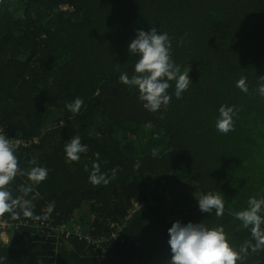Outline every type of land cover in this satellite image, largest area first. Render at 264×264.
<instances>
[{
    "label": "trees",
    "instance_id": "16d2710c",
    "mask_svg": "<svg viewBox=\"0 0 264 264\" xmlns=\"http://www.w3.org/2000/svg\"><path fill=\"white\" fill-rule=\"evenodd\" d=\"M150 27L168 32L192 83L157 112L119 80L133 74L129 41ZM261 76L264 0H0V127L19 141L22 169L35 160L49 170L26 197L47 220L1 216L23 222L0 239L3 264H167L176 220L222 225L237 247L251 241L236 213L264 197ZM241 77L248 93L236 87ZM77 97L84 103L73 114L66 104ZM221 105L238 109L226 135L215 127ZM74 135L88 151L69 161ZM94 163L108 184L89 182ZM30 183L17 175L9 188L20 196ZM208 191L225 196L222 217L199 210L195 196ZM83 204L81 234L92 241L58 238L52 227ZM242 264H264V251Z\"/></svg>",
    "mask_w": 264,
    "mask_h": 264
},
{
    "label": "clouds",
    "instance_id": "9594fccd",
    "mask_svg": "<svg viewBox=\"0 0 264 264\" xmlns=\"http://www.w3.org/2000/svg\"><path fill=\"white\" fill-rule=\"evenodd\" d=\"M127 48L129 55L136 57L133 74L129 76L127 72H122L119 75V80L129 88L138 90V98L148 111L157 112L162 105L171 103L173 94L177 99H180L192 85L189 66L181 70V65L173 58L172 39L167 31L161 32L157 27H150L147 31L138 29L129 41ZM173 81H175L174 93L169 91L173 86ZM236 87L242 92L248 93L247 78L238 79ZM256 91L260 97L264 98V76H261ZM83 103L84 101L77 97L73 102L66 104V109L73 114H78ZM237 112L238 109L235 106L221 105L215 121L216 130L225 135L233 131ZM18 146V142L13 143V139H9L4 133L3 127H0V216L9 213L14 219H18L22 213L26 218L37 221L47 220V214L43 216L34 214L32 199L26 197L32 193L33 185L47 179L49 170L39 166L35 160L30 161V164L33 165L30 169H22L16 153ZM64 151L69 161H78L80 154L86 153L88 147L81 142L80 136L74 135L64 145ZM136 167H139V162ZM17 175H26L31 182L28 185L20 186L22 193L20 196H14L9 188ZM114 176L115 170L112 173L113 178ZM88 179L94 186L106 185L110 182V178L101 172L99 163L93 164ZM221 193V191H208L200 193L198 197L195 196L199 210L210 215L214 213L216 217H222L225 196ZM53 209L54 203H50L48 213H51ZM236 219L242 223L244 228L250 229L251 233V241H246L239 247L230 242L222 225L209 227L201 222L173 221L167 229L171 252L167 264H242L250 252L264 251V197H250L247 208L238 211ZM20 223L23 224V222ZM37 227L44 228L47 227V224ZM62 227H64L63 231ZM52 228L58 238L74 234L83 236L88 242L92 241L88 235L81 234L82 226L79 220L74 217L72 221H63ZM75 228L78 231H75ZM67 232L69 234H66ZM2 241L6 243L8 240L6 238ZM0 264H3L2 257H0Z\"/></svg>",
    "mask_w": 264,
    "mask_h": 264
},
{
    "label": "built area",
    "instance_id": "2783aa9c",
    "mask_svg": "<svg viewBox=\"0 0 264 264\" xmlns=\"http://www.w3.org/2000/svg\"><path fill=\"white\" fill-rule=\"evenodd\" d=\"M9 139H13L11 137L8 136ZM19 143L18 140H15L13 139V143ZM21 224L20 222L17 224V223H14L12 220L8 219V218H4V217H1L0 216V238L3 237V235H6L10 229H12L13 227L17 226ZM61 230L63 231L64 230V227L61 228ZM75 231H78L77 228H75ZM66 234H69L68 232ZM113 237H115V234H113ZM3 239V238H2ZM5 240V239H3Z\"/></svg>",
    "mask_w": 264,
    "mask_h": 264
},
{
    "label": "rangeland",
    "instance_id": "374dc122",
    "mask_svg": "<svg viewBox=\"0 0 264 264\" xmlns=\"http://www.w3.org/2000/svg\"><path fill=\"white\" fill-rule=\"evenodd\" d=\"M87 211H88L87 204H83L81 209L74 213V216H73L74 219L79 220V218H80L79 216H81V214H85ZM77 226H79V225L77 224ZM9 236H10V233H7L6 235H3L2 238L5 240L7 238V240H8Z\"/></svg>",
    "mask_w": 264,
    "mask_h": 264
}]
</instances>
